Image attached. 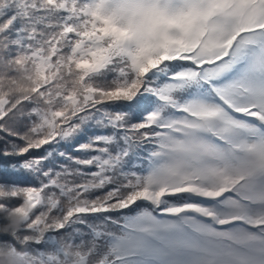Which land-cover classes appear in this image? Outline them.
<instances>
[{
	"label": "snow or ice",
	"instance_id": "6c2138e0",
	"mask_svg": "<svg viewBox=\"0 0 264 264\" xmlns=\"http://www.w3.org/2000/svg\"><path fill=\"white\" fill-rule=\"evenodd\" d=\"M0 264H264V0H0Z\"/></svg>",
	"mask_w": 264,
	"mask_h": 264
},
{
	"label": "clouds",
	"instance_id": "9594fccd",
	"mask_svg": "<svg viewBox=\"0 0 264 264\" xmlns=\"http://www.w3.org/2000/svg\"><path fill=\"white\" fill-rule=\"evenodd\" d=\"M19 223H20L19 218L9 217L8 223L4 227L15 228L19 226Z\"/></svg>",
	"mask_w": 264,
	"mask_h": 264
},
{
	"label": "trees",
	"instance_id": "16d2710c",
	"mask_svg": "<svg viewBox=\"0 0 264 264\" xmlns=\"http://www.w3.org/2000/svg\"><path fill=\"white\" fill-rule=\"evenodd\" d=\"M68 151H71V149H68Z\"/></svg>",
	"mask_w": 264,
	"mask_h": 264
}]
</instances>
